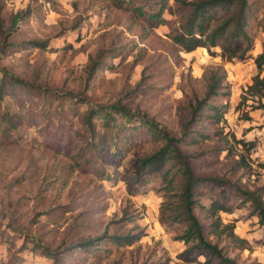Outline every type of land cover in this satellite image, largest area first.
Returning a JSON list of instances; mask_svg holds the SVG:
<instances>
[{"label": "rangeland", "instance_id": "374dc122", "mask_svg": "<svg viewBox=\"0 0 264 264\" xmlns=\"http://www.w3.org/2000/svg\"><path fill=\"white\" fill-rule=\"evenodd\" d=\"M112 1L0 0V86L5 68L47 91H34L39 110L22 106L21 94H0V264H196L178 257L180 227L158 220L157 177L145 174L143 192H126L122 176L128 158L149 151L153 143L146 139L140 144L137 134L113 133L122 115L111 119L109 127L96 118L97 135L93 145L85 143L82 156L76 154L78 141L86 140L70 136L65 127L58 131L59 151L44 143L39 123L57 124L62 117L77 128L87 103L119 102L178 134L189 100L204 89L203 70L220 64L229 94L212 101H227L224 131L255 143L248 154L251 168L237 169L222 154L216 158L210 153L201 168L249 188L263 181L264 170L256 161H264V108L252 107L256 102L250 96L237 108L235 104L256 72L253 56L264 42V0H248L249 56L231 60L209 55L204 47L185 52L170 40L165 24L155 25L130 0L122 7ZM164 3L174 6L173 0ZM161 15L174 18L166 8ZM32 40L46 45L25 46ZM206 124L201 118L195 127ZM199 199L206 202L204 196ZM230 203L232 210L220 216L233 221V231L249 247L234 248L223 239L219 244L241 264H264L263 229L254 215L248 216V202L233 198ZM103 228L108 233L141 229L143 234L129 245L108 240L76 245ZM44 249L52 256L44 255Z\"/></svg>", "mask_w": 264, "mask_h": 264}, {"label": "trees", "instance_id": "16d2710c", "mask_svg": "<svg viewBox=\"0 0 264 264\" xmlns=\"http://www.w3.org/2000/svg\"><path fill=\"white\" fill-rule=\"evenodd\" d=\"M164 1L166 0H130V3L131 6L137 5L134 9L140 14L145 13L148 20L153 19L155 25L165 24L170 40L185 52L204 47L209 55H219L225 60L249 56L247 51L251 36L247 31V23L251 11L248 0H173L172 8L169 5L165 7ZM112 4L122 7L125 0H113ZM165 8L174 15L173 19L161 15ZM19 15V12L14 14L13 25ZM25 44L28 47L42 48L46 45L44 41L37 40ZM213 47L218 50L212 49ZM253 62L256 72L241 90L240 101L235 104V108L248 96L256 102L252 107L264 108V102L261 100L264 97V42L261 44V50L253 56ZM92 69L93 67L88 72ZM1 71L4 79L0 94L3 91L11 96L21 94L24 97L22 106L39 110L34 91L39 90L41 95H45L47 91L35 85H28L29 82L5 71V68ZM203 76L205 85L202 94L194 95L189 100L188 117L180 123L178 134L171 133L165 126L138 111L128 110L119 102L87 103L81 114L82 122L77 128L72 119L61 117L57 124L43 120L38 125V132L48 147L59 151L61 144L58 131L65 127L64 130L70 136L75 138L77 135L78 138L86 140L78 141L76 154L82 156L85 143L93 145V139L97 135L96 118H100L102 124L109 127L111 119L122 115L113 133L126 137L137 134L135 138L141 141L140 144L146 139L153 143L149 151L133 152L128 158L122 176L128 195L144 191L142 185L145 183V174L157 177L156 189L161 198L158 220L166 225L180 227L176 238L182 241L183 247L178 252V257L187 263L241 264L234 256L227 254L219 241L223 239L232 243L234 248L240 249L248 248L249 243L233 231V221L222 220L220 212L232 210L230 202L233 198L248 202V216L256 217V223L263 229L264 237V171L263 181L249 188L240 181H231L221 175L205 172L201 168L200 162L208 153L216 158L222 154L231 160L232 166L237 169L251 168L248 154L255 144L252 140L237 138L231 131L223 129L227 101H212L218 95L226 98L229 94V85L222 66L215 64L205 68ZM16 87L20 89L19 92L15 91ZM201 118L205 119L207 124L196 128L195 125ZM256 165L264 170V161H256ZM200 196H204L206 202H202ZM126 200V206H129V197ZM126 206L122 211L123 218L127 212ZM199 212L203 214L205 222L199 217ZM132 216L128 219L133 220ZM142 234L141 229L135 232L108 233L107 228H103L98 235L87 237L76 245L97 246L102 240L111 241L115 246L129 245ZM43 253L51 255L45 249Z\"/></svg>", "mask_w": 264, "mask_h": 264}]
</instances>
